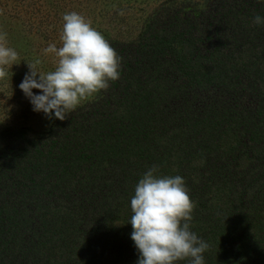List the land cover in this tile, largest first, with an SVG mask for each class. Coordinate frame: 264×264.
Listing matches in <instances>:
<instances>
[{
    "label": "trees",
    "instance_id": "16d2710c",
    "mask_svg": "<svg viewBox=\"0 0 264 264\" xmlns=\"http://www.w3.org/2000/svg\"><path fill=\"white\" fill-rule=\"evenodd\" d=\"M257 15L264 0H163L105 37L122 58L107 90L37 135L0 126V264H137L130 202L153 166L184 178L204 264H264Z\"/></svg>",
    "mask_w": 264,
    "mask_h": 264
},
{
    "label": "clouds",
    "instance_id": "9594fccd",
    "mask_svg": "<svg viewBox=\"0 0 264 264\" xmlns=\"http://www.w3.org/2000/svg\"><path fill=\"white\" fill-rule=\"evenodd\" d=\"M61 46L51 43L43 51L56 57L54 70L42 71L41 61L27 62L29 72L20 89L49 120L64 121L85 100L107 90L120 78L121 57L92 22L75 11L62 17ZM254 23L264 24L260 15ZM19 60L0 31V80L8 77ZM12 72V71H11ZM37 89L41 94L33 92ZM153 166L139 180L131 199V239L139 253L137 264H204L209 245L190 228L196 207L183 177L160 176Z\"/></svg>",
    "mask_w": 264,
    "mask_h": 264
},
{
    "label": "rangeland",
    "instance_id": "374dc122",
    "mask_svg": "<svg viewBox=\"0 0 264 264\" xmlns=\"http://www.w3.org/2000/svg\"><path fill=\"white\" fill-rule=\"evenodd\" d=\"M162 1L0 0V10L6 9L4 14L0 13V31L7 33L9 47L19 54V64L13 65L8 77L0 80V126L22 125L29 134L37 135L53 121L44 113L33 111V105L19 85L29 72L27 62L40 60L38 67L42 71L54 70L56 57L43 50L51 43L61 46L65 13L82 14L105 37L130 38L139 32L143 22ZM33 92L41 94L37 89Z\"/></svg>",
    "mask_w": 264,
    "mask_h": 264
}]
</instances>
